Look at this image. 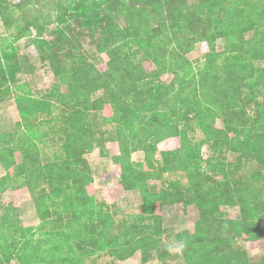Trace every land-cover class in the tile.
Returning a JSON list of instances; mask_svg holds the SVG:
<instances>
[{
  "label": "trees",
  "instance_id": "obj_1",
  "mask_svg": "<svg viewBox=\"0 0 264 264\" xmlns=\"http://www.w3.org/2000/svg\"><path fill=\"white\" fill-rule=\"evenodd\" d=\"M0 18L15 39L29 31L27 20L36 35H53L30 45L58 79L43 96L25 91L15 79L25 64L1 38L0 100L11 97L20 119L0 134V194L26 188L39 224L22 225L20 206L2 205L0 264H85L99 252L125 260L138 250L143 262L154 252L168 264L163 209L187 213L190 205L194 230L175 235L185 264H264V248L252 259L237 244L264 240V0H0ZM81 29L107 55L105 70L82 54ZM201 42L208 50L195 67L187 54ZM170 138L178 147H158ZM109 142L120 168L113 182L140 199V212L118 226L95 199L85 157L94 149L108 156ZM48 144L52 157L44 158ZM172 173L186 182L165 178Z\"/></svg>",
  "mask_w": 264,
  "mask_h": 264
},
{
  "label": "rangeland",
  "instance_id": "obj_2",
  "mask_svg": "<svg viewBox=\"0 0 264 264\" xmlns=\"http://www.w3.org/2000/svg\"><path fill=\"white\" fill-rule=\"evenodd\" d=\"M47 8V7H46ZM44 8V13L47 9ZM23 14V12H18ZM43 13L38 15L37 22L42 21ZM25 17V16H24ZM30 25L29 31H23L24 35L18 38H12L7 32V26L0 18V40L3 38L2 46L7 47L9 51H15L20 58L21 63L25 66L22 71L16 74V82L18 85L35 97L43 96L46 92L50 91L53 85L58 81L50 68V64L47 60H41V57L33 45H30L32 38L37 37L39 39H51V35L48 31H43L40 36L36 35L37 29H35L32 21H22L21 27ZM76 23H73L72 28L76 31ZM82 30V31H81ZM78 34V40L81 44V52L85 58L92 62L98 69H106V61L108 59L105 53H100L96 50L95 44L92 41L90 35L86 30L81 29ZM4 44V45H3ZM6 44V45H5ZM224 44L222 38L218 39L215 43L216 49L221 50ZM208 50V46L205 42L197 43L192 51L187 54V57L193 65L196 67L201 63L203 54ZM143 65L146 70H151L154 65L151 61L145 60ZM165 81L170 79V75H164L162 77ZM62 91H66V86H61ZM252 109H250L251 111ZM60 111L58 108L55 112ZM56 112V113H57ZM252 112V111H251ZM20 119L19 113L15 107V101L11 97H5L4 100H0V134L10 133L16 129V121ZM215 126L218 128L223 127L222 120L220 118L215 119ZM103 128L111 130L114 128V124H105ZM196 139H201V135L198 129L194 131ZM178 138H170L158 144L159 148L174 149L178 147ZM52 145H41V155L45 158L52 157L51 152ZM109 155H102L98 152V149L90 150L85 154L87 158L93 178H94V190L95 199L97 202L105 201L108 203L110 210L112 211L115 219V224L118 226L124 219H129L131 216L140 212V199L138 198V190H124L121 185L113 182V176L120 173L119 165L114 163L112 155L117 153L116 143H107ZM201 153L204 158L210 154V148L207 145H203ZM132 158L135 161H140L143 158L142 151H135L132 154ZM45 160V159H44ZM248 166L242 171H247ZM5 169L0 164V176L5 174ZM165 178H179L183 182H186V178L183 174L172 173L166 174ZM28 191L26 188L13 190L9 188L0 194V213L2 212V205L8 202H15L20 206V221L24 226L37 227L39 224V217L34 205V202L30 199H26ZM24 201V202H23ZM180 207V205H177ZM230 217H239V211L235 207H223ZM197 218L196 207L190 205L187 213H181V211H174L172 207L163 209V225L167 230L164 235V247L170 250V256L167 258L168 264H185V261L181 255L180 247L181 243L175 240V235L178 232L188 230H194V222ZM237 244L245 247L248 255L252 259H256L263 253L264 240L261 241H242L237 240ZM13 260L10 264H15ZM85 264H161L157 259L156 253L150 254V258L147 262H143L141 259V252L138 250L135 254L125 260H117L109 256L106 252H99L95 255L85 257Z\"/></svg>",
  "mask_w": 264,
  "mask_h": 264
},
{
  "label": "crops",
  "instance_id": "obj_3",
  "mask_svg": "<svg viewBox=\"0 0 264 264\" xmlns=\"http://www.w3.org/2000/svg\"><path fill=\"white\" fill-rule=\"evenodd\" d=\"M24 201H26V199H25ZM24 201H23V202H24ZM127 259H128V258H127Z\"/></svg>",
  "mask_w": 264,
  "mask_h": 264
}]
</instances>
